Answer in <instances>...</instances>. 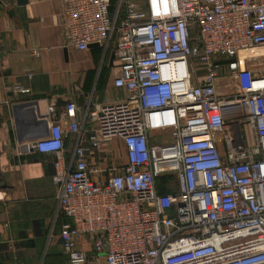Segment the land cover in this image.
Listing matches in <instances>:
<instances>
[{"label": "built area", "instance_id": "obj_1", "mask_svg": "<svg viewBox=\"0 0 264 264\" xmlns=\"http://www.w3.org/2000/svg\"><path fill=\"white\" fill-rule=\"evenodd\" d=\"M53 1L65 46L111 47L128 94L89 107L86 142L68 102L67 127L52 105L49 135L13 150L54 155L70 264H264V0ZM115 139L125 162L92 164Z\"/></svg>", "mask_w": 264, "mask_h": 264}, {"label": "crops", "instance_id": "obj_2", "mask_svg": "<svg viewBox=\"0 0 264 264\" xmlns=\"http://www.w3.org/2000/svg\"><path fill=\"white\" fill-rule=\"evenodd\" d=\"M1 1L0 261L70 264L61 231L72 221L58 212V189L52 183L54 155L15 157L13 150L49 135L52 105L57 108L53 120L67 127L64 112L68 102L79 108L77 120L83 127L79 139L86 142L93 127L87 118L89 107L116 104L128 94L115 88L120 64L111 47L108 51L100 46L79 51L65 46L57 23L59 2L30 0L18 6L17 0ZM118 2L113 0L112 12ZM22 103L32 107L16 110ZM77 137L67 141V152L73 151ZM98 155L91 162L101 168L118 159L125 162L122 140L104 145ZM77 242L80 250L93 253L89 237H79Z\"/></svg>", "mask_w": 264, "mask_h": 264}, {"label": "rangeland", "instance_id": "obj_3", "mask_svg": "<svg viewBox=\"0 0 264 264\" xmlns=\"http://www.w3.org/2000/svg\"><path fill=\"white\" fill-rule=\"evenodd\" d=\"M250 68L252 70L260 72V70H264V61L260 62L259 64L253 65ZM217 86L222 90L224 94L227 95L235 91V87L231 78L227 77L224 74L218 79ZM157 142L160 144L170 142V137L166 136L164 138L157 139Z\"/></svg>", "mask_w": 264, "mask_h": 264}, {"label": "water", "instance_id": "obj_4", "mask_svg": "<svg viewBox=\"0 0 264 264\" xmlns=\"http://www.w3.org/2000/svg\"><path fill=\"white\" fill-rule=\"evenodd\" d=\"M30 0H17V5L18 6H24V5H27L29 4ZM3 7V3L2 1L0 0V8ZM99 45H93L91 47H98ZM221 64V63H220ZM32 105L29 104V103H22V104H19L18 106H16V110H20V109H25V108H31ZM33 112V111H31ZM0 264H2V262L0 261Z\"/></svg>", "mask_w": 264, "mask_h": 264}]
</instances>
